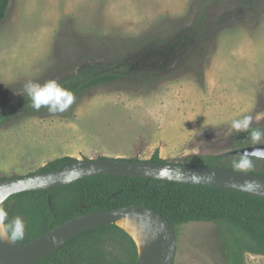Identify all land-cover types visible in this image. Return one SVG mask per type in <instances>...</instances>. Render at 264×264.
Returning <instances> with one entry per match:
<instances>
[{"label": "rangeland", "instance_id": "obj_1", "mask_svg": "<svg viewBox=\"0 0 264 264\" xmlns=\"http://www.w3.org/2000/svg\"><path fill=\"white\" fill-rule=\"evenodd\" d=\"M106 63L121 77L86 89L66 112L22 107L0 123V177L63 156L150 160L156 149L189 163L236 149L233 119L251 116L264 130V0H11L0 112L25 97L27 80L65 82ZM229 237L222 222L181 224L175 264H226Z\"/></svg>", "mask_w": 264, "mask_h": 264}, {"label": "trees", "instance_id": "obj_2", "mask_svg": "<svg viewBox=\"0 0 264 264\" xmlns=\"http://www.w3.org/2000/svg\"><path fill=\"white\" fill-rule=\"evenodd\" d=\"M10 2L11 0H0V25L8 14ZM93 69L83 77L60 83L77 96L90 87L116 81L121 77L114 63H106ZM22 107H31L27 97L9 103L0 112V123ZM251 130L264 132L253 126L249 131L236 134L233 137L236 149L264 143L263 138L259 143L252 142L249 135ZM240 156L241 154L233 153L210 154L189 163L235 169L233 161ZM72 158H56L29 174L58 168ZM250 158L253 166L243 171L264 175V158ZM150 161L167 160L156 149ZM17 177L19 176L12 178ZM6 178L0 177V180ZM133 204H144L163 214L174 225L176 232L179 225L190 221L224 223L230 233L225 244L228 254L226 264H247L245 252L264 256V198L215 186L102 174L84 177L57 188L20 192L8 197L3 207L7 210L9 219L16 216L23 219L24 238L15 242L23 245L83 213ZM109 244L115 245L117 252L111 251ZM138 256V246L131 234L118 224L111 223L83 232L33 264H134Z\"/></svg>", "mask_w": 264, "mask_h": 264}, {"label": "water", "instance_id": "obj_3", "mask_svg": "<svg viewBox=\"0 0 264 264\" xmlns=\"http://www.w3.org/2000/svg\"><path fill=\"white\" fill-rule=\"evenodd\" d=\"M264 144H256L225 152L224 154L249 153L250 156L264 158ZM255 153V154H254ZM81 168V174L71 180L66 179L67 169ZM102 174L154 178L187 184L208 185L241 191L264 198V175L243 170L213 167L187 162L150 161L121 158L69 159L58 168L0 180V198L6 199L25 191H38L67 185L84 177ZM252 182V187L246 185ZM259 184V187L255 186ZM138 215L152 220L162 232V244L153 256L134 264H175L177 256V232L174 225L163 214L144 204L110 209L94 210L66 220L39 238L23 245L13 243L12 247L0 244V264H33L53 253L72 238L90 229L116 223L119 219ZM132 236V235H131ZM51 264H69L53 262Z\"/></svg>", "mask_w": 264, "mask_h": 264}, {"label": "clouds", "instance_id": "obj_4", "mask_svg": "<svg viewBox=\"0 0 264 264\" xmlns=\"http://www.w3.org/2000/svg\"><path fill=\"white\" fill-rule=\"evenodd\" d=\"M17 94L27 97L34 110L39 111L44 108L52 114L66 112L75 100L73 92L57 79H49L43 83L27 80L22 85V91H18ZM251 122V116H243L242 118L233 119L230 127L236 132L249 131ZM249 135L254 143H259L264 138V132L260 130H251ZM232 166L240 170L251 168L253 165L250 154L247 152L241 154L238 160L233 161ZM67 173L66 179L71 180L81 174V168L74 165L72 168L67 169ZM246 186L252 187L253 183L249 182ZM255 186L259 187V184H255ZM3 199L5 198H0V241L7 240L14 243L24 238L25 223L20 216L9 219L7 210L2 206Z\"/></svg>", "mask_w": 264, "mask_h": 264}, {"label": "bare ground", "instance_id": "obj_5", "mask_svg": "<svg viewBox=\"0 0 264 264\" xmlns=\"http://www.w3.org/2000/svg\"><path fill=\"white\" fill-rule=\"evenodd\" d=\"M117 224L135 239L141 261L159 251L162 244V232L152 220L143 216L131 215L119 219ZM0 244L4 247L14 246L13 242L7 240L0 241Z\"/></svg>", "mask_w": 264, "mask_h": 264}, {"label": "crops", "instance_id": "obj_6", "mask_svg": "<svg viewBox=\"0 0 264 264\" xmlns=\"http://www.w3.org/2000/svg\"><path fill=\"white\" fill-rule=\"evenodd\" d=\"M153 136H159V135L156 133V134H154ZM159 137H160V136H159ZM161 137H162V136H161ZM134 141H135V142L138 141L139 143H141V144H143V145H144V144H146V145H150V144H151L150 141H148V140H146V139L140 140V139H138L137 137H135V139L133 140V142H134ZM138 142H137V143H138ZM153 142H154V140H153ZM157 146L159 147V144H157ZM124 152H125V151H122V154H121V151H120L119 153H117V155H122V156H123V155H124Z\"/></svg>", "mask_w": 264, "mask_h": 264}]
</instances>
